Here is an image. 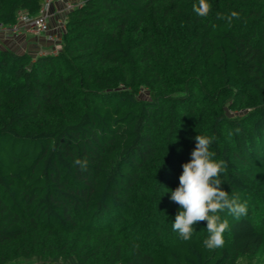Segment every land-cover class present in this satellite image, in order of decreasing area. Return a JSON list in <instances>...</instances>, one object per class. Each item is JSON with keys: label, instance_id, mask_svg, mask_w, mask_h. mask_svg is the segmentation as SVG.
<instances>
[{"label": "trees", "instance_id": "trees-1", "mask_svg": "<svg viewBox=\"0 0 264 264\" xmlns=\"http://www.w3.org/2000/svg\"><path fill=\"white\" fill-rule=\"evenodd\" d=\"M207 2L81 0L57 51L0 43V264H264V0ZM197 134L248 208L215 250L172 229Z\"/></svg>", "mask_w": 264, "mask_h": 264}, {"label": "clouds", "instance_id": "clouds-1", "mask_svg": "<svg viewBox=\"0 0 264 264\" xmlns=\"http://www.w3.org/2000/svg\"><path fill=\"white\" fill-rule=\"evenodd\" d=\"M193 11L198 17H206L211 11V4L207 0H198V4L193 5ZM233 18H239V13L233 11L226 19L230 23ZM194 139L196 144L191 159L182 165L179 186L171 191V201L180 206L172 222V229L188 241L196 231L197 222L206 221L209 236L203 244L207 249L215 250L224 246L223 234L230 227L228 221L222 220L218 213L227 210L239 218L247 215L248 208L246 202L230 197L221 188L223 181L220 176L226 173L227 163L215 159L216 153L211 150L214 137L197 134ZM87 163V159L74 161L82 170L86 169Z\"/></svg>", "mask_w": 264, "mask_h": 264}, {"label": "crops", "instance_id": "crops-1", "mask_svg": "<svg viewBox=\"0 0 264 264\" xmlns=\"http://www.w3.org/2000/svg\"><path fill=\"white\" fill-rule=\"evenodd\" d=\"M80 2L81 0H53L51 7V17L49 18V25L51 31H55L60 34L59 22L66 18L67 4ZM49 32L42 33L40 35L32 33H24L18 35L20 38H14L11 35H4L0 33V43L9 47H13L16 50H27L31 54L47 53L49 51H56L57 43L49 37Z\"/></svg>", "mask_w": 264, "mask_h": 264}, {"label": "built area", "instance_id": "built-area-1", "mask_svg": "<svg viewBox=\"0 0 264 264\" xmlns=\"http://www.w3.org/2000/svg\"><path fill=\"white\" fill-rule=\"evenodd\" d=\"M53 0H44V3L38 14L32 15L28 12H20L16 23L12 25H5L0 22V31L6 33H13L16 36L24 33H32L40 35L51 31L49 25V18L51 17V7ZM73 7L72 3L67 4V10ZM66 29L65 18L59 22L60 34L55 31L49 32V37L57 43L56 51L61 46V33Z\"/></svg>", "mask_w": 264, "mask_h": 264}, {"label": "rangeland", "instance_id": "rangeland-1", "mask_svg": "<svg viewBox=\"0 0 264 264\" xmlns=\"http://www.w3.org/2000/svg\"><path fill=\"white\" fill-rule=\"evenodd\" d=\"M71 3V2H70ZM72 5H73V3H72ZM7 34H9V33H7ZM16 38H20L19 36H15ZM19 51H23V50H19ZM38 53H36V54H32V55H34V56H36ZM25 264H29V263H25Z\"/></svg>", "mask_w": 264, "mask_h": 264}]
</instances>
